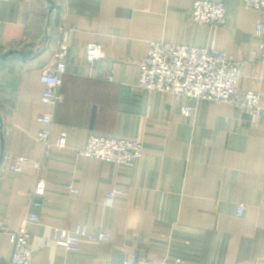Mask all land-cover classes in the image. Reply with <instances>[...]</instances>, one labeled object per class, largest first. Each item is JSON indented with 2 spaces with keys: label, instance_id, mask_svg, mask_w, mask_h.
I'll use <instances>...</instances> for the list:
<instances>
[{
  "label": "crops",
  "instance_id": "crops-1",
  "mask_svg": "<svg viewBox=\"0 0 264 264\" xmlns=\"http://www.w3.org/2000/svg\"><path fill=\"white\" fill-rule=\"evenodd\" d=\"M195 1L0 0V264L13 253L3 229H19L30 212L41 218L30 226L31 264H264V110L253 119L231 104L138 84L152 41L218 49L240 66V91L259 92L264 108L261 12L214 0L229 19L203 25L193 18ZM65 29L67 71L51 132L52 140L66 133L67 147L46 158L37 136L51 108L41 77ZM90 43L105 53L95 64ZM93 135L139 141L144 156L130 166L78 155ZM14 156L30 160L21 173L8 167ZM40 174L47 191L32 199ZM115 189L122 193L110 203ZM78 225L110 239L84 238L78 252L52 242L54 229Z\"/></svg>",
  "mask_w": 264,
  "mask_h": 264
},
{
  "label": "built area",
  "instance_id": "built-area-1",
  "mask_svg": "<svg viewBox=\"0 0 264 264\" xmlns=\"http://www.w3.org/2000/svg\"><path fill=\"white\" fill-rule=\"evenodd\" d=\"M241 1L244 7L261 12L256 34L261 38V57L264 62V0ZM192 15L196 22L203 25H225L229 19L226 6L214 0H196L193 4ZM70 32L71 29H65L59 51L42 71L41 79L45 85L42 102L49 106L51 111L39 117L44 128L39 132L37 140L44 145L46 158L50 156L52 149L67 147V134L62 133L52 140L51 127L54 123L55 112L63 100L59 89L62 85V77L67 71L66 51ZM86 55L90 64H95L105 57L102 45L97 43H90L86 46ZM139 65L138 84L150 92H166L177 99H192L197 103L208 101L231 104L253 119H256L264 110L259 92L242 93L240 91L241 68L222 50L152 41L147 55ZM113 78V75L109 76L110 80ZM191 112L192 107H183L184 115L189 116ZM76 153L108 163L133 166L143 158L144 147L136 140L93 135L88 139L86 147L77 149ZM28 165H30V160L26 157L14 156L8 159L9 169L17 173H21ZM34 167L43 169L39 163H36ZM47 185V179L40 174L32 193V199L43 197L46 194ZM121 193L120 189L108 192L107 201L111 203L113 198ZM31 206L38 207L40 202L32 201ZM244 210L245 207L240 206L238 214L242 215ZM40 222V216L30 212L19 229L13 231L3 229L10 234L13 244L12 258L7 264H31L33 237L30 226ZM84 238L91 242H99L109 240L110 236L105 232L91 234L87 226L78 225L73 231L54 229L52 242L63 246L70 252H78ZM120 264L156 263L148 260L135 262L129 259ZM175 264H182V261L178 259Z\"/></svg>",
  "mask_w": 264,
  "mask_h": 264
},
{
  "label": "water",
  "instance_id": "water-1",
  "mask_svg": "<svg viewBox=\"0 0 264 264\" xmlns=\"http://www.w3.org/2000/svg\"><path fill=\"white\" fill-rule=\"evenodd\" d=\"M14 52H16V51H12V52H10V53H14ZM8 55H9V54L4 55L2 58L6 57V56H8Z\"/></svg>",
  "mask_w": 264,
  "mask_h": 264
},
{
  "label": "trees",
  "instance_id": "trees-1",
  "mask_svg": "<svg viewBox=\"0 0 264 264\" xmlns=\"http://www.w3.org/2000/svg\"><path fill=\"white\" fill-rule=\"evenodd\" d=\"M17 52V51H16Z\"/></svg>",
  "mask_w": 264,
  "mask_h": 264
}]
</instances>
